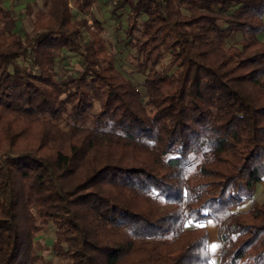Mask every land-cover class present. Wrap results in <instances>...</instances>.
<instances>
[{"label": "trees", "instance_id": "16d2710c", "mask_svg": "<svg viewBox=\"0 0 264 264\" xmlns=\"http://www.w3.org/2000/svg\"><path fill=\"white\" fill-rule=\"evenodd\" d=\"M42 1L28 31L0 0V264L51 223L59 264H216L209 219L218 264H264V0H111L144 93L97 16Z\"/></svg>", "mask_w": 264, "mask_h": 264}, {"label": "rangeland", "instance_id": "374dc122", "mask_svg": "<svg viewBox=\"0 0 264 264\" xmlns=\"http://www.w3.org/2000/svg\"><path fill=\"white\" fill-rule=\"evenodd\" d=\"M70 4L73 8L74 17L80 19L82 17L87 18L89 24L93 23V15L97 16L104 25V30L102 32L105 38L108 48L111 52L117 54L116 65L121 69L127 76H129L133 81L139 86L140 90L144 93L145 90L142 86L145 75L137 71V60L135 58L136 52L127 46L124 37V32L122 27L126 26V14L127 9L122 10L123 16L117 18L113 15V2L111 0H97L92 8L86 12H80L74 6L73 0H70ZM27 2H35L34 10L43 7L42 0H4V5L6 7L12 8L20 18V28L22 30L30 31L33 28V22L35 19L34 13H29L26 7ZM121 27V28H120ZM243 37L242 32L233 34L228 38V44L237 43ZM258 37L264 41V31L261 32ZM79 56L73 52L67 50L62 51L59 57L55 59V69L59 72V75H64L66 73H71V71L76 70L80 67L81 61ZM71 70V71H70ZM199 159L192 160L189 167V173H192L199 162ZM257 201L264 200V176L263 180L260 182L255 195ZM251 204V201L245 202L239 208L244 210L247 209ZM208 227L210 230V250L213 253V261L219 263V252L221 247V240L217 236V225L213 219H209ZM55 239V226L50 224L46 229L42 230L35 238V245L37 251L45 257V260L39 262L38 264H59V258L53 255L52 244Z\"/></svg>", "mask_w": 264, "mask_h": 264}, {"label": "crops", "instance_id": "0c3cea01", "mask_svg": "<svg viewBox=\"0 0 264 264\" xmlns=\"http://www.w3.org/2000/svg\"><path fill=\"white\" fill-rule=\"evenodd\" d=\"M217 236H218V228H217ZM219 237V236H218ZM220 249H221V247H220Z\"/></svg>", "mask_w": 264, "mask_h": 264}]
</instances>
